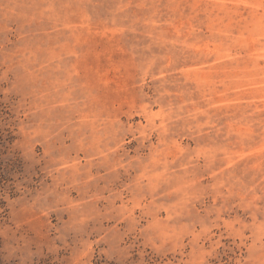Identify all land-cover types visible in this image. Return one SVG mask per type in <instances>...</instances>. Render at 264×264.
Masks as SVG:
<instances>
[{"label": "rangeland", "instance_id": "374dc122", "mask_svg": "<svg viewBox=\"0 0 264 264\" xmlns=\"http://www.w3.org/2000/svg\"><path fill=\"white\" fill-rule=\"evenodd\" d=\"M0 264H264V0H0Z\"/></svg>", "mask_w": 264, "mask_h": 264}]
</instances>
